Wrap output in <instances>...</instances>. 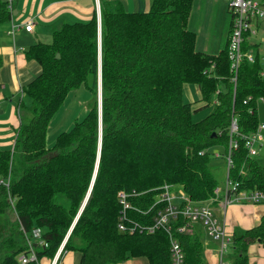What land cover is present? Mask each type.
Returning <instances> with one entry per match:
<instances>
[{
	"label": "trees",
	"instance_id": "trees-1",
	"mask_svg": "<svg viewBox=\"0 0 264 264\" xmlns=\"http://www.w3.org/2000/svg\"><path fill=\"white\" fill-rule=\"evenodd\" d=\"M193 1L150 0L147 9L127 11L119 1L99 0L100 26L93 10L87 19L53 29L50 41L25 49L40 72L22 87L19 106L28 117L19 124L12 148H0V216L11 210L15 229L2 238L0 233V249L10 248L0 254V264H21L17 256L26 245L20 227L41 228L47 245L36 246L39 258H52L70 230L61 255L79 250V264L135 256H145L148 264H171L168 232L119 229L117 192L135 191L138 196L130 202L150 206L166 182L192 201L207 200L224 185L209 161L225 158L230 138L238 147L231 151L226 175L238 190H264V153L249 155L245 146L260 122L259 97L264 101L260 43L253 46V62L242 59L233 82L226 46L216 54L195 48L196 34L188 27ZM11 3L0 0V23L11 18ZM249 46L246 40L243 49ZM185 82L196 83L200 99L212 104L198 120L191 119L193 108L183 99ZM81 84L93 96L90 109L47 147L51 117L69 90ZM218 84L223 88L217 90ZM232 116L236 133L229 132ZM214 145L220 146V156L213 155ZM156 209L129 210V215L147 224ZM185 222L179 215L170 227L183 264H205L203 237L177 230ZM254 242L264 246V213L231 235L228 264H248Z\"/></svg>",
	"mask_w": 264,
	"mask_h": 264
},
{
	"label": "crops",
	"instance_id": "crops-1",
	"mask_svg": "<svg viewBox=\"0 0 264 264\" xmlns=\"http://www.w3.org/2000/svg\"><path fill=\"white\" fill-rule=\"evenodd\" d=\"M106 1H119L127 11L138 10L141 5L147 9L150 5V0ZM11 6L16 13L9 20L0 23V148H12L19 124L28 117L23 113V107L19 106L23 98L22 87L40 72V65L34 59H26L25 49L30 44L44 41L53 29L59 28L63 23L87 19L93 10L97 13L99 0H12ZM27 20L32 21L29 31L22 27ZM11 22L21 25L13 34L8 32ZM230 22L231 14L225 0H194L188 27L196 34L195 48L206 53H218L226 46ZM212 46L215 49H210ZM260 103L257 105V115L259 121L264 123V106L259 108ZM261 135L256 154L264 153V129L261 130ZM212 207L214 214L230 234L253 226L264 213V203L232 202L223 206L222 194L212 202ZM200 225L194 224L195 227ZM204 236L203 234V240ZM207 240L210 241V238ZM204 243L208 244L204 249L206 264H218L214 252L207 248L210 242ZM247 253L248 264H264V246L260 243H251ZM79 258V250H68L57 264H79ZM39 260L38 264H51V258L41 257ZM109 264H148V259L145 256H135Z\"/></svg>",
	"mask_w": 264,
	"mask_h": 264
},
{
	"label": "built area",
	"instance_id": "built-area-1",
	"mask_svg": "<svg viewBox=\"0 0 264 264\" xmlns=\"http://www.w3.org/2000/svg\"><path fill=\"white\" fill-rule=\"evenodd\" d=\"M10 3L12 0H7ZM226 6L231 14L230 28L227 34V57L229 60V70L231 72V80L235 82L236 74L240 62L243 58L247 61L254 60V44L259 42L262 52L261 59H264V0H225ZM24 30H31L32 21L27 20L22 24ZM20 24L10 23L9 33L13 34ZM255 39V40H252ZM248 40L250 44L248 49H243V43ZM264 75V68L260 71ZM262 101L263 98L259 97ZM264 129V123L259 122L254 132L246 136L245 146L249 155H253L257 151V143L262 138L261 130ZM229 132H237V123L234 116L231 117ZM238 147V142L235 138H230L227 146V151L224 153V159L227 169L231 166L230 158L231 151ZM256 147V148H255ZM214 156H220L219 151H213ZM160 191L156 194L152 205L140 207L130 202L129 197L138 196L135 191L119 190L117 196L121 204L118 227L122 231L129 233L135 230H145L153 232L157 228H162L168 232L169 236V252L171 256V264H183L184 254L182 248L173 233L170 231L172 221L177 219L179 215L186 219L184 224L177 226L180 232L189 231V227L197 221H200L208 236L217 241V251L220 264L222 262L223 252L227 248L230 241L225 226L215 216L212 210V202L222 194V205L232 202H250L264 203V190L254 189L252 191L238 190L237 182H234L226 175L223 187L214 188V195L204 202H194L189 196L178 186L171 183H163L159 187ZM161 204V205H159ZM153 205H157L156 213L152 218V222L141 224L129 215V210H135L142 213H147ZM24 242L25 251H22L17 256L21 264L34 263L38 264L39 259L36 252V246L47 245L42 238V230L40 227H32L29 231L24 227H20ZM60 253L58 250L51 261V264H57V257ZM219 264V262H218Z\"/></svg>",
	"mask_w": 264,
	"mask_h": 264
},
{
	"label": "rangeland",
	"instance_id": "rangeland-1",
	"mask_svg": "<svg viewBox=\"0 0 264 264\" xmlns=\"http://www.w3.org/2000/svg\"><path fill=\"white\" fill-rule=\"evenodd\" d=\"M43 40H44V42L50 41V36H48L47 38H45ZM217 41H218V39H217ZM218 42L216 43V46H217ZM210 49L213 50L215 48H213V46H212V47H210ZM222 88H223L222 84H218L217 90L218 89H222ZM97 98H98V96H97ZM183 99L185 101L189 102L191 104V107L193 108V111H192V114H191V119L192 120H198V119L204 117L212 109V104L211 103L205 105L204 101L200 99V91H199L198 85L196 83H194V82H185V84L183 85ZM213 99H214V97H213ZM92 101H93V96H92L91 92L83 84H81L78 87H75V88H72L71 90H69V92L67 93L62 105L56 111V113L51 117V119H50V121L48 123L47 129H46V134H45V144H46V146L47 147L52 146L53 143H54L56 135L60 131L69 129L73 125V123L75 121L80 120L81 118H83L84 115L87 113V111L90 109V107L92 105ZM263 106H264V103H260L259 104V108H262ZM258 147H259V144L257 143V149H258ZM220 150H221L220 146H215L214 145V146L211 147V151H220ZM262 156H263V152H261V154L258 157L261 158ZM209 165H212V171H213L214 175L216 176V178L218 179L219 183L220 184L224 183L225 176H226V171H227V166H226L224 158H214V157H212L210 159V161H209ZM155 197H156V195L154 196V199H155ZM208 199L207 200H203V201H194V202H204V201H208ZM226 205L227 204H225L224 206H226ZM211 206H212V204H211ZM214 216L218 219V217L215 214H214ZM12 221L14 222V215L11 212V210H9L5 215H1L0 216L1 238L5 237L10 232L15 230L14 229V224L12 223ZM220 222H222V221H220ZM196 223H200L201 224L200 221H197V222L193 223L191 225V227H189V231L188 232H193V231L198 232L200 237H202L203 234H204L205 236H204V240L203 241L210 242V245L207 248L211 249V251L214 252V255H216V258H217V260H218V262L220 264V260H219V257H218V251H217V241L213 240L210 236L207 235V233L205 231V228L202 226V224L200 225V227L199 226L195 227L194 224H196ZM68 233L66 234L65 238L62 240V243L60 244V246L56 250V252L58 250H60V253H59V255L57 257V260H56L57 263L59 262L61 256L65 252L64 251L62 253V255H61L63 244H64V242L66 240V237L68 236ZM227 233H228V235L231 238L232 234H230L228 231H227ZM206 236H208V237H206ZM208 238H210V241L207 240ZM213 241L216 243V245H215V243ZM204 245H205L204 246V249H205V247L208 244L204 243ZM229 246L230 245L228 244L227 248L223 252V256H222V262H224L225 264H228V262L226 261L225 258H226L227 253L230 252V247ZM204 249H203V253H204ZM0 250H1L0 254L2 255L5 252L9 251L10 248H1ZM56 252H55V254H56ZM55 254H54V256H55ZM54 256L51 258V261L54 258ZM38 259H40V258L38 257ZM204 261H205V259H204ZM204 263L206 264V261ZM27 264H34V263H27Z\"/></svg>",
	"mask_w": 264,
	"mask_h": 264
},
{
	"label": "water",
	"instance_id": "water-1",
	"mask_svg": "<svg viewBox=\"0 0 264 264\" xmlns=\"http://www.w3.org/2000/svg\"><path fill=\"white\" fill-rule=\"evenodd\" d=\"M15 13H16V10H12V14H15ZM97 19H98V25L100 26V13H99V11L97 12ZM97 96H98V98H97V100H98V107H99V111H100V101H101L100 77H99V84H98ZM69 232H70V230H69Z\"/></svg>",
	"mask_w": 264,
	"mask_h": 264
},
{
	"label": "bare ground",
	"instance_id": "bare-ground-1",
	"mask_svg": "<svg viewBox=\"0 0 264 264\" xmlns=\"http://www.w3.org/2000/svg\"><path fill=\"white\" fill-rule=\"evenodd\" d=\"M212 210H213V208H212Z\"/></svg>",
	"mask_w": 264,
	"mask_h": 264
}]
</instances>
